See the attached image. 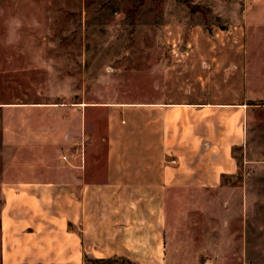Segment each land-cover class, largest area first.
<instances>
[{
  "label": "rangeland",
  "instance_id": "rangeland-1",
  "mask_svg": "<svg viewBox=\"0 0 264 264\" xmlns=\"http://www.w3.org/2000/svg\"><path fill=\"white\" fill-rule=\"evenodd\" d=\"M179 100L214 104L183 179L105 185L110 113L141 163L143 104ZM72 172L87 264H264V0H0V180L51 205Z\"/></svg>",
  "mask_w": 264,
  "mask_h": 264
},
{
  "label": "crops",
  "instance_id": "crops-1",
  "mask_svg": "<svg viewBox=\"0 0 264 264\" xmlns=\"http://www.w3.org/2000/svg\"><path fill=\"white\" fill-rule=\"evenodd\" d=\"M188 92L192 94V91ZM213 107L214 104L209 102L198 106L195 102L184 100L144 103L141 163L133 160L135 156L132 157L127 151L118 149L120 140H115V132L120 114L112 111L108 124L111 144L107 153L104 184L115 188L125 183L134 190L152 191L165 188L163 183L180 182L183 179L181 169L171 167L166 161L174 158V164L179 165L181 161L182 165V159L186 157L180 151L181 147L176 149L171 144L176 142L177 145L181 141L178 137L182 131L180 128L186 127L189 122L191 142L193 138L198 141L199 119L193 118L192 114ZM188 112L191 114L189 117ZM204 119L209 126L207 122L212 123L211 119L214 118ZM174 127L176 137L172 139ZM206 145L210 149V143ZM129 158L132 160L128 161ZM127 174L130 177H125ZM82 178L72 172L67 180L55 182L54 185L61 184L69 190L78 189L79 193L78 197L75 192L74 196H55L51 205L45 203V199H40L38 182L30 183L32 188L36 186V196L27 198L20 190V185H24L22 182L8 181L5 176L0 180V264H87L86 215L82 211L84 196H81L87 183Z\"/></svg>",
  "mask_w": 264,
  "mask_h": 264
},
{
  "label": "clouds",
  "instance_id": "clouds-1",
  "mask_svg": "<svg viewBox=\"0 0 264 264\" xmlns=\"http://www.w3.org/2000/svg\"><path fill=\"white\" fill-rule=\"evenodd\" d=\"M16 26L19 27L20 22L18 20L14 21Z\"/></svg>",
  "mask_w": 264,
  "mask_h": 264
}]
</instances>
